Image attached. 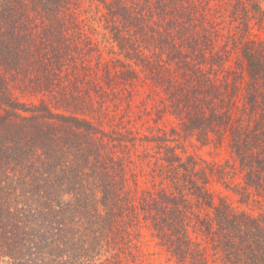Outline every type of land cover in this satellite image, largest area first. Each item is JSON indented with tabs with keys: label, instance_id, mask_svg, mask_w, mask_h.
I'll return each instance as SVG.
<instances>
[{
	"label": "trees",
	"instance_id": "16d2710c",
	"mask_svg": "<svg viewBox=\"0 0 264 264\" xmlns=\"http://www.w3.org/2000/svg\"><path fill=\"white\" fill-rule=\"evenodd\" d=\"M96 1L126 60L121 70L101 63L97 46L82 35L75 12L81 0H0V264H122L140 224L180 260L186 254L191 264H204L191 256L184 200L154 188L155 181L140 186L127 153L138 137L129 127L106 129L104 103L117 84L131 83L133 64L168 72L174 63V100L190 113L184 126L205 135L215 126L211 119L229 129L244 183L264 200V39L240 37L239 76L216 63L218 23L205 17L210 0ZM228 1L245 32L252 18L264 19L262 0ZM92 61L109 90L86 79ZM237 73L246 77V103L257 114L246 127L219 119L230 116L227 96ZM152 172L209 202L196 159L173 153ZM197 221L230 264H264V214L238 212L221 200L209 219Z\"/></svg>",
	"mask_w": 264,
	"mask_h": 264
},
{
	"label": "rangeland",
	"instance_id": "374dc122",
	"mask_svg": "<svg viewBox=\"0 0 264 264\" xmlns=\"http://www.w3.org/2000/svg\"><path fill=\"white\" fill-rule=\"evenodd\" d=\"M97 5L99 3L96 0H81L78 8L75 9L77 19L80 20L82 35L97 46L101 63H113L116 69L121 70L122 62L126 60L122 54H119V49L111 38L110 32L104 27L105 21L102 17L104 9ZM262 5L264 7V0ZM205 7L210 9L205 15L209 22L218 23L214 25L215 32L212 38L216 63H222L221 66L224 69L237 71L240 76L241 69L238 66L241 60L240 37L245 35L252 40L264 39V19L252 18L245 32L242 24H239L240 20L230 1L210 0L209 3H205ZM209 55L210 53L206 54V56ZM217 55L221 57L217 58ZM207 61L210 60L207 59ZM95 62L92 61L89 65L86 63L89 67L85 71L88 75L86 79L95 80L94 83H98L107 91L109 88L105 83L106 78L101 76L102 67L99 64L94 66ZM171 64L168 72H164L162 67L156 64L137 66L133 64L136 72L131 83L117 84L115 94L104 103L108 107L107 117H110L109 123L107 122L104 127L106 129H110L109 126L129 127L138 137L137 148L129 147L127 153L133 162L132 167H135L137 172L140 186L148 187L155 181L154 188L163 187L167 192H173L177 197H182L189 216L188 231L195 246L193 252L195 255L191 254V256L201 255V261L204 264H230L224 257L223 247L212 246L214 243L209 240L210 235L199 228L197 220L209 219V216H212V204H217L221 200L228 203L235 211L257 217L264 214V200L253 187L246 186L244 183V169L231 146L229 129L225 130L221 128L222 126H217L216 121L211 119L209 122L215 123V126L205 135L184 126L183 123L187 121L190 113L188 110L179 108L181 103L174 100L179 94L173 89L178 85L180 78L176 74L177 65ZM238 73L232 81L236 83V88L227 96L233 104L230 106V116H221L219 119L227 120L233 126L238 122L240 127H246L249 123H254L257 114L256 110L249 109L246 103L244 93L246 77L239 78ZM228 79H232L231 72L228 73ZM88 91L89 89L86 93ZM115 96L116 99L111 100ZM20 98L27 102L38 101V97L20 96ZM94 99H98L97 94ZM191 113H194V108L191 109ZM207 113L208 111L202 113L201 110L202 115ZM164 144L168 145L170 150L166 149ZM173 153L178 154L183 160H197L198 177L206 181L204 188L208 193L209 204H206L203 198L197 197L193 193L194 190H190L186 185H178L168 180L163 182L159 177H153L152 170L155 169V163L170 159ZM153 233L154 230L151 227L147 228L140 224L131 237L132 244L128 247L131 253L125 256L122 264H191L188 255H182L180 260L169 250L168 244Z\"/></svg>",
	"mask_w": 264,
	"mask_h": 264
}]
</instances>
